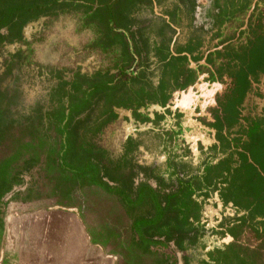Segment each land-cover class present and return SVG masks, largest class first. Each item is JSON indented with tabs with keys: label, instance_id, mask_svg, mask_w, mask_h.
Masks as SVG:
<instances>
[{
	"label": "rangeland",
	"instance_id": "obj_1",
	"mask_svg": "<svg viewBox=\"0 0 264 264\" xmlns=\"http://www.w3.org/2000/svg\"><path fill=\"white\" fill-rule=\"evenodd\" d=\"M48 1L0 0V88L7 93L0 106L15 121L0 131L1 235L10 209L23 219L42 211L43 224L58 227L44 230L46 241L74 237L112 253L116 264H203L215 246L231 240L211 236L212 228L241 211L224 206L210 188L194 195L201 202L199 224L191 216L183 224L187 210L178 182L201 180L204 163L221 172L224 156L212 148L218 132L211 125L216 100L230 80L214 75L221 57L212 54L207 62L205 56L236 50L252 10L231 9L221 18L215 0ZM45 2L35 19L31 7L11 13L6 23L8 8ZM259 16L264 0L253 18ZM112 36H124L123 47ZM178 54L187 60L165 68L163 60ZM175 74L181 76L175 80ZM61 80L79 81L83 90L98 88L67 98L82 103L65 128L67 162L90 168L80 175L57 163L62 140L57 122L63 117L57 109L62 101L53 95ZM120 96L134 98L125 106H107V99ZM43 110L57 119L49 129ZM60 213L67 217L52 221ZM236 241L248 252L259 246L247 231ZM261 259L264 264L263 253Z\"/></svg>",
	"mask_w": 264,
	"mask_h": 264
},
{
	"label": "trees",
	"instance_id": "obj_2",
	"mask_svg": "<svg viewBox=\"0 0 264 264\" xmlns=\"http://www.w3.org/2000/svg\"><path fill=\"white\" fill-rule=\"evenodd\" d=\"M52 1L55 0H50L48 3ZM221 1L222 5H219ZM259 1H256L247 17L246 28L240 30L239 34L246 33L244 42L239 44L236 50L226 48L222 52L221 50L209 52L205 56L207 62H210L212 54L221 57L222 63L214 75L220 78L225 74L230 80L223 96L216 100L214 123L211 125L218 132L216 143L212 148L217 154L224 156L219 165L221 172L215 165L204 163L201 180L195 177L178 182L182 200L181 207L183 211L187 210L184 211L183 224L187 222L188 216L192 217L193 224H199L201 202L195 200L196 196L194 195L196 193L207 194L206 192L210 188L212 191L218 192L219 199L224 206L231 204L241 211V215L223 219L212 228L211 236L226 234L231 237V240L228 244L215 246L203 264H263L261 256L262 253L264 254V16L253 18ZM215 2L220 9L219 17L221 18H227L231 9L235 12H242L246 9L248 11L251 4V0H215ZM48 3L10 7L6 11V23L11 13L26 11L31 7L35 10L31 12L33 13L31 18L35 19L38 15L34 16L36 12L39 13ZM234 3L235 5H233ZM106 34L109 36L107 31ZM123 37L112 36V39L115 38L123 47ZM134 57L132 61L136 59ZM168 57L163 60L165 68L170 65L178 67L181 62L187 60L186 55L180 54L168 55ZM134 63L131 65L133 66ZM7 64L8 67H11L13 63L8 62ZM180 76L181 74H175V80ZM185 85L184 82L177 86ZM96 89H98L97 86L93 85L83 90L79 81H58L53 96H57L59 101H62L58 104L57 109L62 113L63 118L57 122V119L53 120L52 111L45 113L43 110L41 112L44 128L49 129L53 123L57 122V128L62 138L57 163L63 171L80 175L90 169L87 163L73 167L66 160L69 144L65 128L70 115L82 107V103L73 105L67 98L72 92L78 91H83L84 97H86ZM161 89L160 91L163 93ZM1 90L0 88V98H3L7 93ZM134 97H111L107 99L106 104L107 106L121 107L127 105ZM162 98L161 105H164L167 100L165 93L162 94ZM63 99L66 102H63ZM6 114H9V109L4 108L3 105L0 106V131H5L9 125L15 123L13 120L8 121ZM159 219L160 216L156 217V222ZM143 222L140 223L147 224ZM153 223L155 220L148 224ZM246 231L250 232L253 239L259 244L254 252L243 250L236 243L240 235ZM215 240L217 241V239Z\"/></svg>",
	"mask_w": 264,
	"mask_h": 264
},
{
	"label": "crops",
	"instance_id": "obj_3",
	"mask_svg": "<svg viewBox=\"0 0 264 264\" xmlns=\"http://www.w3.org/2000/svg\"><path fill=\"white\" fill-rule=\"evenodd\" d=\"M40 212H30L23 219L10 209L7 227L2 235L0 228V264H116V256L112 253H107L105 249L101 253L96 247L74 241V237H69L67 241H63V237L61 242L59 239L53 241V236L49 241L43 240L45 229L58 230V227L43 224ZM34 214H38V217L33 221ZM65 217V213H60L54 215L52 221ZM23 220L25 223L30 222L29 225H23Z\"/></svg>",
	"mask_w": 264,
	"mask_h": 264
},
{
	"label": "water",
	"instance_id": "obj_4",
	"mask_svg": "<svg viewBox=\"0 0 264 264\" xmlns=\"http://www.w3.org/2000/svg\"><path fill=\"white\" fill-rule=\"evenodd\" d=\"M256 1H257V0H253V2H252V4H251V7H250V11L253 9L254 4H255Z\"/></svg>",
	"mask_w": 264,
	"mask_h": 264
},
{
	"label": "bare ground",
	"instance_id": "obj_5",
	"mask_svg": "<svg viewBox=\"0 0 264 264\" xmlns=\"http://www.w3.org/2000/svg\"><path fill=\"white\" fill-rule=\"evenodd\" d=\"M198 17V15H196Z\"/></svg>",
	"mask_w": 264,
	"mask_h": 264
},
{
	"label": "flooded vegetation",
	"instance_id": "obj_6",
	"mask_svg": "<svg viewBox=\"0 0 264 264\" xmlns=\"http://www.w3.org/2000/svg\"><path fill=\"white\" fill-rule=\"evenodd\" d=\"M187 56V55H186ZM188 57V56H187Z\"/></svg>",
	"mask_w": 264,
	"mask_h": 264
}]
</instances>
